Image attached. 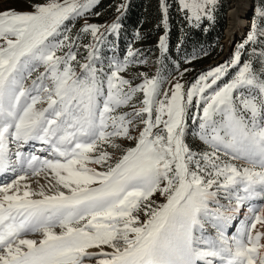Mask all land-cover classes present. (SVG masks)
Returning a JSON list of instances; mask_svg holds the SVG:
<instances>
[{"label": "snow or ice", "instance_id": "snow-or-ice-1", "mask_svg": "<svg viewBox=\"0 0 264 264\" xmlns=\"http://www.w3.org/2000/svg\"><path fill=\"white\" fill-rule=\"evenodd\" d=\"M160 3L167 27L168 5ZM178 3L198 25L213 18L217 0ZM94 4L46 0L31 12H0V173L15 176L0 184V264H264V204H251L264 201V50L243 64L238 50L186 92L176 82L161 95L159 76L141 73L134 86L121 75L139 50L129 48L105 69L98 55L105 33L96 24L80 30L94 43L84 45L85 62L77 60L79 34L69 35L66 22ZM259 15L264 19V11ZM119 19L105 31L118 33ZM259 38L264 27L253 24L246 43ZM159 48L167 51L166 35ZM237 66L228 83L213 88ZM137 93L140 106L117 114ZM194 99L202 105L192 117L195 134L208 149L201 152L185 142ZM137 120L143 128L134 137ZM118 138L135 146L113 163L107 149L120 150ZM32 142L47 155L22 151ZM42 172L55 183L38 190L22 184ZM157 193L163 203L153 199ZM246 204L245 219L229 236V222Z\"/></svg>", "mask_w": 264, "mask_h": 264}, {"label": "rangeland", "instance_id": "rangeland-1", "mask_svg": "<svg viewBox=\"0 0 264 264\" xmlns=\"http://www.w3.org/2000/svg\"><path fill=\"white\" fill-rule=\"evenodd\" d=\"M98 1L99 0H95V4ZM233 1L234 0H217L214 11L212 12L213 18L212 19L203 18L201 21L207 20L209 22H213L217 16H220L222 14L225 18L226 26L224 30H226L228 26L229 12L232 7ZM45 2L46 0H0V12L6 11V10H13L17 12H31L34 10L33 6L35 4L45 3ZM121 4L125 5L124 0H115L113 7H108L107 9L100 11L98 13H90V10L92 9L90 8L87 11H85L83 15L79 17H75L66 22L67 27L71 30L69 35L73 37H77V35L79 34L78 39L76 40V47L73 50L77 53V60L80 63H84L87 57V49L84 47V45L94 43L91 33L80 32V30L83 28L85 24H96L100 26V31L102 33H105L103 42L100 45H98V49H99L98 55L104 61L103 66L105 67L106 70H107L108 64L112 60L114 59L123 60V58L127 55L129 48L124 52V55H120L118 53V49L115 45V36L117 33L109 34L105 31L107 26L113 23L116 20L118 15L120 16V13L117 12V7ZM252 4H253V9H252L251 18L249 19L250 20L249 27L241 28V32L238 34L239 38L234 39L235 43L233 47L227 53V57L221 62H218L217 64L213 66L210 65L208 67L210 62L215 60L222 53L223 49L225 47H228L232 43L233 40L231 41V43L226 44L227 40H226L225 33H223V38L220 40V47L218 46L217 48L220 51L219 54L216 55L212 59H208V61L206 62H204L202 58H205V56L209 55V53H204L200 57V59H198V61L195 62L194 64L191 63V60L189 61L187 60L181 66H177L176 64H174L171 68L168 67L166 69L164 61L161 60L160 55L162 54V52L158 45L159 50L156 51L155 53H151L147 55H144L143 53L142 54L137 53L135 60L129 63L128 68L126 69V71L122 72L121 75L125 79L131 80L134 86L142 82L143 77L140 75L141 73H145L149 77L159 76L161 79V95H163V91L170 89L171 86L174 85L176 82H179L182 85H184V91L186 92L187 88L190 87L192 84H194L201 74H206L209 70L217 66L230 64L231 60L233 59L235 53L238 50L241 53L240 64H243V62L249 59L256 61L259 53L262 50H264V38H259L256 44H253L251 42L246 43V41H247V37L250 31L252 30L253 24H256L258 28L264 27V19H262L259 15L260 11H264V0H256L255 2L252 1ZM192 23L196 24V22H192ZM242 45L243 47L241 48ZM253 48L256 49V53H257L256 56L251 55ZM65 51H67V49H65ZM141 60H143L144 62L143 63L139 62ZM73 64L77 68V71H79V67L76 64V62H73ZM255 66L259 68L258 63ZM238 67L239 66L228 67L225 75L222 76L221 79L217 81V84L214 85L213 88L215 89V88L223 86L225 83H228L235 76V73L238 71ZM171 70L174 72L171 73L170 72ZM40 71H43V69L41 68ZM30 82L31 81H27L26 83H30ZM142 99H143L142 93H137L136 96L131 101V104L121 106L117 110V114L124 113V112L131 113L133 111V105H135L136 107H139L140 101H142ZM198 112H202V105L200 108H197L195 104V99H194L193 104L188 109V120H187V130H186V135H185V142L189 145V147L193 151L201 152V151H206L208 149H207V146L202 141H200L195 134L198 129V122L194 121L192 117L196 115ZM143 118L146 119L147 115L145 114ZM153 120H154V114H153ZM142 128H143V124L140 122V120H137L135 122V127L131 129V135L134 137L138 136V133ZM116 142L121 145L120 150L112 149V148L107 149L109 152L113 153V157H114L112 161L113 163L115 162V157H118L119 155L122 154L123 149L135 146L134 140L118 138ZM40 147L41 145L38 142H32V144L25 146L22 149V151L26 153L36 152V149ZM11 149L12 151H15L16 146L11 145ZM36 154L41 155V156L47 155V153H41V152H36ZM235 163L243 164L244 162L235 161ZM89 166L94 167L97 170H103L100 165L90 164ZM17 174H20V173L18 172ZM14 178L15 176L10 172L0 173V184H3L4 182H11V180ZM48 180H52V182L55 183L54 179L51 176H47L46 178V174L43 172L36 176H33L31 175V173H29L27 176V179L23 181L22 184L28 183L31 185L32 190H38V188L42 185L47 187ZM153 199L157 203H163L165 201V198L163 196H160L158 193L154 195ZM220 203L223 205H227L228 201L225 199H221ZM233 204H234V201H233ZM251 204L252 206H259L261 204H264V201H252ZM245 207H248V204H246ZM244 208L239 213H236L235 218L229 222V226L227 230V234L229 236L235 233L240 227L239 226L237 228V223L241 219V213L244 211ZM222 210L227 211V209H222ZM140 217H141V220L145 218L142 212L140 213ZM212 234H214V230ZM37 236L38 234L30 235L29 238L38 239L39 236L38 237ZM105 250L111 251V249L107 247H105ZM86 264H95V261H91V262L86 261Z\"/></svg>", "mask_w": 264, "mask_h": 264}, {"label": "trees", "instance_id": "trees-1", "mask_svg": "<svg viewBox=\"0 0 264 264\" xmlns=\"http://www.w3.org/2000/svg\"><path fill=\"white\" fill-rule=\"evenodd\" d=\"M165 2L168 5L167 27L163 23L160 0H124L126 7L123 14H120V29L115 36V45L120 55H124L128 48L139 50L138 53L144 55L155 53L159 50L160 37L165 35L167 51L160 57L166 69L174 64L181 66L187 60H191L194 64L204 53H209L202 58L204 62L219 54L217 48L220 47L226 26L222 14L213 22L203 20L197 25L189 23L185 18L186 13L180 11L177 0H165ZM114 3L115 0H99L90 13H98L113 7Z\"/></svg>", "mask_w": 264, "mask_h": 264}, {"label": "bare ground", "instance_id": "bare-ground-1", "mask_svg": "<svg viewBox=\"0 0 264 264\" xmlns=\"http://www.w3.org/2000/svg\"><path fill=\"white\" fill-rule=\"evenodd\" d=\"M249 7H250L249 0H234L233 1L232 7H231L230 12H229L228 26L225 30V36H226V40H227L226 44L227 43L229 44V43H231L232 40L237 39L234 36L241 32V28H248L249 27L250 20L247 17ZM246 211H247V207H245L244 211L241 213V219L237 223V228L239 226H241V222L245 219L244 213ZM92 250L96 251L95 249H92Z\"/></svg>", "mask_w": 264, "mask_h": 264}, {"label": "water", "instance_id": "water-1", "mask_svg": "<svg viewBox=\"0 0 264 264\" xmlns=\"http://www.w3.org/2000/svg\"><path fill=\"white\" fill-rule=\"evenodd\" d=\"M249 3H250V7H249V11L247 13L248 19L251 18L252 9H253L252 0H249ZM223 33H225V30L223 31ZM235 36H236V38H239L238 34H236ZM234 43H235V40H233V42L229 45V47H225L223 49L222 53L215 60H213V61L210 62V64L208 65V67L210 65L213 66V65L217 64L218 62H221L222 60H224L227 57V53L229 52V50L233 47Z\"/></svg>", "mask_w": 264, "mask_h": 264}]
</instances>
